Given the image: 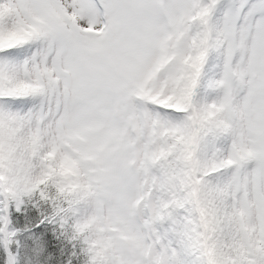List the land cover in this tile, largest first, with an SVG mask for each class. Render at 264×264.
Returning a JSON list of instances; mask_svg holds the SVG:
<instances>
[{
	"label": "snow or ice",
	"instance_id": "snow-or-ice-1",
	"mask_svg": "<svg viewBox=\"0 0 264 264\" xmlns=\"http://www.w3.org/2000/svg\"><path fill=\"white\" fill-rule=\"evenodd\" d=\"M0 264H264V0H0Z\"/></svg>",
	"mask_w": 264,
	"mask_h": 264
}]
</instances>
